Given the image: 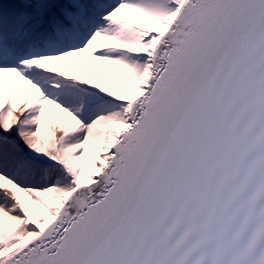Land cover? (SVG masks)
Listing matches in <instances>:
<instances>
[{
    "label": "snow or ice",
    "instance_id": "1",
    "mask_svg": "<svg viewBox=\"0 0 264 264\" xmlns=\"http://www.w3.org/2000/svg\"><path fill=\"white\" fill-rule=\"evenodd\" d=\"M0 264H264V0H0Z\"/></svg>",
    "mask_w": 264,
    "mask_h": 264
},
{
    "label": "rangeland",
    "instance_id": "2",
    "mask_svg": "<svg viewBox=\"0 0 264 264\" xmlns=\"http://www.w3.org/2000/svg\"><path fill=\"white\" fill-rule=\"evenodd\" d=\"M20 87L25 88L26 86L21 83ZM46 113L59 114L58 110L52 108L51 106L46 107Z\"/></svg>",
    "mask_w": 264,
    "mask_h": 264
},
{
    "label": "trees",
    "instance_id": "3",
    "mask_svg": "<svg viewBox=\"0 0 264 264\" xmlns=\"http://www.w3.org/2000/svg\"><path fill=\"white\" fill-rule=\"evenodd\" d=\"M9 2H12V0H9Z\"/></svg>",
    "mask_w": 264,
    "mask_h": 264
}]
</instances>
